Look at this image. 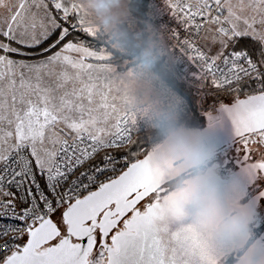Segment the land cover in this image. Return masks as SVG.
<instances>
[{"label":"snow or ice","instance_id":"6c2138e0","mask_svg":"<svg viewBox=\"0 0 264 264\" xmlns=\"http://www.w3.org/2000/svg\"><path fill=\"white\" fill-rule=\"evenodd\" d=\"M143 7L180 59L186 106L210 129L219 113L212 151L243 174L264 228V14L233 23L220 0ZM114 59L72 0H19L0 16V264H198L192 235L161 219L134 118L114 116Z\"/></svg>","mask_w":264,"mask_h":264},{"label":"water","instance_id":"95a60500","mask_svg":"<svg viewBox=\"0 0 264 264\" xmlns=\"http://www.w3.org/2000/svg\"><path fill=\"white\" fill-rule=\"evenodd\" d=\"M218 116L216 112L212 121L216 126L211 129L209 123L202 128H185L178 132V137H168L149 150L150 182L157 187L163 185L165 193L168 183L214 156L213 145L225 136ZM245 191L239 176L219 181L207 171L189 179L183 189L161 197V219L192 235L198 264H218L232 253L237 258L234 264H264V230L248 245L245 223L252 207L250 202L237 205ZM233 212L236 214L231 216ZM245 246L243 254L237 257L238 250Z\"/></svg>","mask_w":264,"mask_h":264},{"label":"built area","instance_id":"2783aa9c","mask_svg":"<svg viewBox=\"0 0 264 264\" xmlns=\"http://www.w3.org/2000/svg\"><path fill=\"white\" fill-rule=\"evenodd\" d=\"M204 2L206 0H197L195 2L190 0V3ZM210 26H212L211 21L205 25L206 32L209 31ZM89 29L97 37L102 38L112 51L121 54L127 53L128 50L123 43L126 38V31L130 33L134 43L143 45L140 55L141 59L136 58L129 71L134 77L149 85L155 91L156 97L146 104L126 110L122 116L134 118L135 126L140 130L139 134L150 131L156 132L159 142L154 145L150 144V149L148 150L157 148L169 137L171 126L175 125L178 132L187 128L185 116L189 112L192 113V111L186 106L184 96L150 66V62L168 60L171 58L170 54H172L175 61L174 65L176 66L174 67V72L178 81L184 86L180 59L170 43L165 27L157 22L154 13L147 10L144 20L130 18L125 22L109 26L100 25Z\"/></svg>","mask_w":264,"mask_h":264},{"label":"rangeland","instance_id":"374dc122","mask_svg":"<svg viewBox=\"0 0 264 264\" xmlns=\"http://www.w3.org/2000/svg\"><path fill=\"white\" fill-rule=\"evenodd\" d=\"M128 1L129 0H72L75 10L79 13V19L87 28H96L100 25L109 26L115 23L125 22L132 18L129 14ZM195 1L197 0H192V2ZM18 2L19 0H0V16L11 15ZM261 2L262 0H220L221 7L227 9V15L224 16L223 19L233 23L250 21L252 18L264 14V7H261ZM208 32L214 33L215 29L210 26ZM220 39H223V37H220ZM108 51L111 53L110 50ZM170 57L171 58L168 60H164V62L167 69L176 77L174 72V67H176L174 65L175 61L172 54H170ZM111 64L113 66L109 65L110 90L111 96L115 100V117H121L122 113L129 108L146 104L156 97L155 91L152 90L149 85L130 73L129 68L132 64L125 70L120 69L113 62H111ZM188 114L193 113L189 112ZM211 116L212 112L209 113V117ZM185 122L187 128H202L209 123V121H201L198 126H192L189 125L186 120ZM158 142L159 137L151 144L154 145ZM148 149H150V146Z\"/></svg>","mask_w":264,"mask_h":264},{"label":"flooded vegetation","instance_id":"af4514ba","mask_svg":"<svg viewBox=\"0 0 264 264\" xmlns=\"http://www.w3.org/2000/svg\"><path fill=\"white\" fill-rule=\"evenodd\" d=\"M212 119V116L210 117V120ZM207 171L212 172L217 180L219 181H226L234 176H239L241 179V183H245V178L243 174L238 173L234 171L233 169H229L225 166L223 159L220 155L215 154L210 159L202 163L201 165L191 169L187 173L183 174L178 179L168 183L165 188L166 191L164 194H168L171 191L174 190H181L186 186V182L194 177H198L200 175H203L207 173ZM247 191H245L244 197L237 202L238 206H242L247 204L249 201L247 200ZM236 213L233 212L231 216H234ZM245 228L248 231L249 234V241L248 245H250L255 239H257L260 234L263 232L264 228L260 227V221L252 209L251 214L247 217V221L245 223ZM247 245V246H248ZM242 249H239L237 252V257L241 256L243 252L245 251L246 247ZM237 261V258L235 257L234 253L227 255L225 258H223L218 264H234Z\"/></svg>","mask_w":264,"mask_h":264},{"label":"trees","instance_id":"16d2710c","mask_svg":"<svg viewBox=\"0 0 264 264\" xmlns=\"http://www.w3.org/2000/svg\"><path fill=\"white\" fill-rule=\"evenodd\" d=\"M128 9L129 14L132 18L138 20H144L146 18L147 10L143 7V0H130ZM122 26L125 28L124 25ZM98 38L105 44L102 38ZM123 43L128 49L127 53L125 54L112 51L110 48L108 49V45H105L107 46V49L111 51L112 56L115 58L112 62L116 64L120 69L125 70L129 65L135 62L136 58H140L139 56L141 55V52L143 50V45H137L136 43H134L128 31H126V38ZM150 66L151 68L156 70L166 81H168L171 85H173L177 90L181 92V88L183 87V85L178 81L173 73L167 69L164 60L152 61L150 62ZM185 120L189 125L192 126H198L201 122V119L198 116L194 115V113L187 114L185 116ZM140 136L144 138L148 145V148L150 144L154 143L157 138L156 132L154 131L141 133Z\"/></svg>","mask_w":264,"mask_h":264},{"label":"clouds","instance_id":"9594fccd","mask_svg":"<svg viewBox=\"0 0 264 264\" xmlns=\"http://www.w3.org/2000/svg\"><path fill=\"white\" fill-rule=\"evenodd\" d=\"M178 135H179V133L176 129V126L175 125L171 126L169 129V137L170 138H176V137H178Z\"/></svg>","mask_w":264,"mask_h":264},{"label":"bare ground","instance_id":"6f19581e","mask_svg":"<svg viewBox=\"0 0 264 264\" xmlns=\"http://www.w3.org/2000/svg\"><path fill=\"white\" fill-rule=\"evenodd\" d=\"M215 112H212V119H211V122L215 119Z\"/></svg>","mask_w":264,"mask_h":264},{"label":"crops","instance_id":"0c3cea01","mask_svg":"<svg viewBox=\"0 0 264 264\" xmlns=\"http://www.w3.org/2000/svg\"><path fill=\"white\" fill-rule=\"evenodd\" d=\"M129 1H130V0H129ZM129 1H128V2H129ZM110 66H113V65L110 63ZM154 93H155V92H154ZM135 107H137V106H135ZM129 109H130V108H129ZM123 113H124V112H123ZM123 113H122V114H123Z\"/></svg>","mask_w":264,"mask_h":264}]
</instances>
